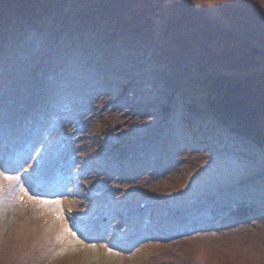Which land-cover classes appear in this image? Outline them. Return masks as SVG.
<instances>
[{
    "label": "rangeland",
    "instance_id": "1",
    "mask_svg": "<svg viewBox=\"0 0 264 264\" xmlns=\"http://www.w3.org/2000/svg\"><path fill=\"white\" fill-rule=\"evenodd\" d=\"M52 166L111 264H264V203L215 221L264 183V0H0V264L86 259L35 194Z\"/></svg>",
    "mask_w": 264,
    "mask_h": 264
},
{
    "label": "trees",
    "instance_id": "2",
    "mask_svg": "<svg viewBox=\"0 0 264 264\" xmlns=\"http://www.w3.org/2000/svg\"><path fill=\"white\" fill-rule=\"evenodd\" d=\"M51 14V13H49ZM116 30V29H115ZM114 32V30H111V35ZM221 85H219L220 87ZM222 90H218V89H213V92H216L218 94V97H209L208 96V110H210L212 113H217L218 114V122L220 124L223 125H230L229 122L227 121V117L230 114V110H229V102L227 101V99H222V98H227L226 96V92L222 91ZM212 92V93H213ZM220 99V100H218ZM221 100L225 101L222 102ZM212 132L208 133V135H206L208 138L210 136H212ZM187 142L191 143V140L187 139ZM210 143H212L215 146H219V144L217 143V139H214V141H210ZM144 145H140V147H142ZM114 147L116 148V145H114ZM134 147H136V144L133 143H128V146H124L122 148V150L128 154L129 156H131L132 152L134 151ZM149 148L148 146L144 147V154H147L146 149ZM150 149V148H149ZM161 152V151H160ZM140 168V163L137 162H128V167L126 168L127 170H129V173H132L134 171V173H137V170ZM251 186V185H249ZM261 186H263L262 188H260L259 190H256V188H252V187H248V189H244L241 192L245 191L247 193H249V196L247 195H243V194H237L235 196H232V193L229 195V199L231 200L233 198V200L230 202L229 205V210L223 212V211H216L215 215L217 216V218L215 219V221L219 222H224V221H229V220H233L234 218L237 219H241L243 218L248 212L250 211H260V206L264 203V183H261ZM243 195V196H242ZM227 215V216H226ZM210 221H203L200 222V224H206Z\"/></svg>",
    "mask_w": 264,
    "mask_h": 264
},
{
    "label": "snow or ice",
    "instance_id": "3",
    "mask_svg": "<svg viewBox=\"0 0 264 264\" xmlns=\"http://www.w3.org/2000/svg\"><path fill=\"white\" fill-rule=\"evenodd\" d=\"M19 200L23 201V196L18 197ZM43 204L47 205L52 203L51 201H43ZM55 221L62 224L59 232H57V241H67V246L62 247L58 255H75L78 253H84L86 259L81 261V264H111V257H119L120 251H114L115 245L109 247L107 244L102 247L105 249L104 254L100 253V249L96 243L89 241L85 243L84 240L80 239L76 232L68 226V222L64 216L63 207L56 202L55 211L52 213ZM75 264V262H73Z\"/></svg>",
    "mask_w": 264,
    "mask_h": 264
},
{
    "label": "bare ground",
    "instance_id": "4",
    "mask_svg": "<svg viewBox=\"0 0 264 264\" xmlns=\"http://www.w3.org/2000/svg\"><path fill=\"white\" fill-rule=\"evenodd\" d=\"M37 88V87H36ZM55 102V101H54ZM88 158V157H87ZM116 242V241H115Z\"/></svg>",
    "mask_w": 264,
    "mask_h": 264
}]
</instances>
